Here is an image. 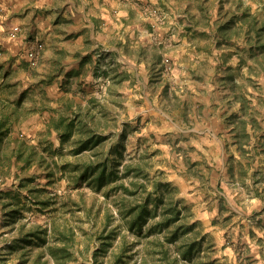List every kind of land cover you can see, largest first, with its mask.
<instances>
[{
  "label": "rangeland",
  "instance_id": "obj_1",
  "mask_svg": "<svg viewBox=\"0 0 264 264\" xmlns=\"http://www.w3.org/2000/svg\"><path fill=\"white\" fill-rule=\"evenodd\" d=\"M134 3L158 51L152 56L160 55L150 98L141 86L114 82L109 66L122 62L104 46L109 74L83 108L82 93L68 102L51 95L38 33L48 29L49 13L0 0V264H116L125 250L122 264H264V0ZM14 25L21 30L13 33ZM39 43L32 60L28 51ZM216 72L232 74L227 82L251 103L219 125L229 135L221 145L203 132ZM94 137L101 141L82 147ZM104 162L110 169L118 162L119 173L99 183ZM136 181L148 191L165 184L181 228L153 227L162 207L142 232L131 228L134 207L148 197L131 193ZM176 228L170 242L166 233ZM36 229L44 231L41 245H18ZM111 232L112 245L103 247L100 237Z\"/></svg>",
  "mask_w": 264,
  "mask_h": 264
},
{
  "label": "crops",
  "instance_id": "obj_2",
  "mask_svg": "<svg viewBox=\"0 0 264 264\" xmlns=\"http://www.w3.org/2000/svg\"><path fill=\"white\" fill-rule=\"evenodd\" d=\"M150 1L159 3V0ZM18 2L20 6L29 3L28 7L43 10L44 14L40 16L44 18L46 12L49 13L46 18V21L50 22L48 29L39 30L38 33L45 43L40 61L50 60L51 95L58 93L56 95L60 96V99L65 98L68 102L73 92L82 93L83 97L78 100L84 102L83 106L80 104L83 108L87 107L86 103L89 102L87 98L93 97L92 99L96 100L98 90L103 86V77L109 74L102 71L107 62L104 56L97 55L102 47L106 46L110 53L122 62L109 66L113 68L114 82L117 81L119 85L126 83L128 87L141 86L147 96L146 99L150 98L147 91L150 85V71L160 61V55L152 56L153 51L156 53L158 51L145 35L147 32L145 21L134 0L34 2L18 0ZM131 52L134 54H130ZM205 55L201 56L202 60L213 59L210 54ZM229 71L232 72L234 69ZM216 75L219 76L212 80L215 85L208 87L207 95L204 97L207 101L204 109L213 112L203 132H207L213 139H218L220 142L218 144L221 145L222 141L226 140L225 137H229L225 133L227 129H223L228 125L229 118L236 113H243V109L246 111L250 102L246 99V93L236 88L234 90L231 78L227 82L232 74L223 77V74L216 72ZM204 83L200 82L198 85L204 87ZM88 91H92L95 96L88 95ZM88 107L90 108V105ZM89 113L88 115H92L91 111ZM262 157L264 159V155Z\"/></svg>",
  "mask_w": 264,
  "mask_h": 264
},
{
  "label": "trees",
  "instance_id": "obj_3",
  "mask_svg": "<svg viewBox=\"0 0 264 264\" xmlns=\"http://www.w3.org/2000/svg\"><path fill=\"white\" fill-rule=\"evenodd\" d=\"M74 122H71V126L73 125ZM69 126V125H68ZM98 137L92 138L90 141H86L84 144H82V147L88 146L91 143H97L100 142ZM83 149V148H82ZM118 163V162H117ZM117 163H115L112 168L110 169L108 162H104L102 165V169L100 170L99 173L95 176V180H97L99 183L104 182L107 177L109 176H114L116 177L118 175L117 171ZM100 164V163H99ZM101 167V164L99 165ZM131 165L126 164V167L129 168ZM133 166V165H132ZM133 172L140 174L143 173L142 167L140 165L135 166L134 168H131ZM129 168V170H131ZM98 170V169H97ZM128 170V171H129ZM95 172V169L93 170ZM148 177V175H146ZM134 185L138 186V189L136 191L132 190L131 193L136 194L137 192H144L148 191L147 186L148 183L144 184H139V181L133 182ZM155 193V195H153ZM147 202L145 201L142 204H137L134 209H135V214L131 216V220H129L131 228L136 231L137 229L140 230L141 232L143 231V228L146 226V224L149 223V215L152 214V212H157L158 208L162 207L163 209V214L161 215V218L159 221L156 222L155 226L153 227H158L164 232L169 231L171 228V224L178 223V221L181 219V209L178 208L177 203L174 202L173 199H171L170 192L167 191V188L165 187V184L161 182H155L154 190L153 191H148L147 195ZM154 200L155 201V208H150L149 207V202ZM181 224H177V228H181ZM24 226H22L21 230H24ZM177 228L175 231H171L166 233V238L170 242H176L178 239V234H177ZM43 230H29L25 235L21 236L18 238V241L20 243L18 244L19 246H22L25 242L30 243V244H36V245H41L42 239H43ZM116 234L114 232H111L110 234H107L106 236H101L100 239H102V244L103 247L111 246L113 238H115ZM127 250L123 251L124 254L118 256V259L116 260V264H122V263H128L127 257L128 254H126ZM99 264H102L100 262ZM142 264H150L148 260H144ZM174 264V262L170 263Z\"/></svg>",
  "mask_w": 264,
  "mask_h": 264
},
{
  "label": "built area",
  "instance_id": "obj_4",
  "mask_svg": "<svg viewBox=\"0 0 264 264\" xmlns=\"http://www.w3.org/2000/svg\"><path fill=\"white\" fill-rule=\"evenodd\" d=\"M21 30V26L20 25H14L13 28H12V32L13 33H16V32H19ZM42 47V44L39 43L38 46H34L33 48H31L30 51H28L29 55H30V58L32 60H35L36 57L38 56V48H41ZM99 56H105V52H104V49H101L100 52L98 53Z\"/></svg>",
  "mask_w": 264,
  "mask_h": 264
}]
</instances>
